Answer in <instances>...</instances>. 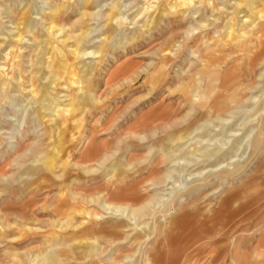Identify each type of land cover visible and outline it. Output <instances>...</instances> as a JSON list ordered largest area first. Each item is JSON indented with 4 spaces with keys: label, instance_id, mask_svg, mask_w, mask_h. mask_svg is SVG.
<instances>
[{
    "label": "rangeland",
    "instance_id": "rangeland-1",
    "mask_svg": "<svg viewBox=\"0 0 264 264\" xmlns=\"http://www.w3.org/2000/svg\"><path fill=\"white\" fill-rule=\"evenodd\" d=\"M263 69L264 0H0V264H264Z\"/></svg>",
    "mask_w": 264,
    "mask_h": 264
},
{
    "label": "bare ground",
    "instance_id": "bare-ground-1",
    "mask_svg": "<svg viewBox=\"0 0 264 264\" xmlns=\"http://www.w3.org/2000/svg\"><path fill=\"white\" fill-rule=\"evenodd\" d=\"M239 2V1H238ZM85 3V2H84ZM241 4H242V2H241ZM58 6V5H57ZM58 12V11H57ZM236 12V11H235ZM59 13V12H58ZM110 14H111V12H110ZM260 15V14H259ZM111 16V15H110ZM261 16V15H260ZM112 17V16H111ZM110 19V18H109ZM110 20H113V21H116V17L114 18V16L112 17V19H110ZM236 21V20H235ZM239 23V22H238ZM260 23V22H259ZM109 24V23H108ZM237 26V25H236ZM57 26H52L51 27V29L49 28L48 29V33H49V35L51 36V37H55L56 38V35L53 33V31H54V29L56 28ZM18 32L16 33V36L14 37V40H15V42H16V44H17V47L16 48H19V49H21L20 48V45H22L23 43H25V42H27V41H29V40H27V34L29 33V34H31L32 35V37H33V40L34 41H36V33H35V30H32V27L30 26V24L29 23H27V22H25V26L22 28L21 26H19L18 25ZM230 29V28H229ZM257 30V29H256ZM248 31V30H247ZM251 31V30H250ZM252 32H254V30L252 31ZM257 41V40H256ZM65 41H63V43H64ZM256 44V43H255ZM56 45V44H55ZM88 46V45H87ZM262 46V45H261ZM82 49V48H81ZM256 51H258V50H256ZM71 52H72V55L77 59V58H79L80 56H90L92 53H93V55H99L101 52H94L93 50L92 51H90V50H88V48L87 49H82V50H78V49H75V48H71ZM8 53V52H7ZM258 53V52H257ZM14 54H17V51L15 52V47H13V49L9 52V54L7 55V67L8 68H10L11 67V63L14 61V59H13V56H14ZM50 55V54H49ZM48 56V55H47ZM98 57V56H97ZM205 57V56H204ZM206 57H208V56H206ZM254 58H255V63L256 62H258V61H260L261 60V55L258 53V54H256L255 56H254ZM18 59V58H17ZM209 60V59H208ZM57 63H58V58H57V55L55 54V52L54 53H52L51 54V56H50V58H48V67L50 68V71L51 72H54L55 70H57V67H56V65H57ZM62 65H66L67 64V61L65 60V56H64V54H62ZM13 66H17V64L16 63H14V65ZM223 67V66H222ZM79 68V67H78ZM62 70H65V68H62ZM258 70V69H257ZM262 70V69H261ZM264 70V69H263ZM78 71V70H77ZM252 71L254 72V73H257L256 72V69H255V67H253L252 68ZM47 73V72H46ZM81 74V72L80 71H78V72H73L72 74H71V83L72 84H76L77 82V78H78V76ZM7 75L9 76L10 75V72L8 71L7 72ZM1 77H3V75L1 74L0 75ZM58 81H59V79L61 78V74H58ZM259 78L262 80H264V71H262V73L259 75ZM79 79V78H78ZM81 79V78H80ZM262 80V81H263ZM3 81V80H2ZM9 81V80H8ZM57 84V86H58V82L56 83ZM78 84V83H77ZM57 86H55V87H57ZM65 86V85H64ZM53 88L54 89V91L56 90V88ZM262 87V89H261V92H262V100H261V102H260V104L257 106V108H256V111H255V113H254V116H255V122H254V127H253V131L252 132H254V134L256 135V133H257V131H259V134H258V138H257V141L255 142V144L254 145H252L253 144V140L251 141V146L255 149V150H257V151H259V150H261V146L263 145V142H264V139H263V135H264V125L262 124V122H261V117H262V115H263V113H264V83H263V86H261ZM80 90H82V89H80ZM51 91V90H50ZM53 91V92H54ZM52 92V93H53ZM59 93V92H58ZM201 93V92H200ZM33 94H35V91H33ZM57 94V93H56ZM203 94V96H201V104H202V106H207L208 105V101H209V93L208 92H206V91H203L202 93H201V95ZM31 97V96H30ZM87 98V100H88V97H86ZM86 98H84V101L86 102ZM235 101H236V98L235 99H230V102H222V103H220V104H218L217 105V107H212L209 111H208V113L210 114V115H214V116H216V117H219V118H221V119H223V120H225L223 117H224V114L225 113H227L228 111V106H231L232 104H234L235 103ZM212 103V102H211ZM69 105V104H68ZM67 105V106H68ZM87 105V103H85V105L84 106H86ZM75 107V106H74ZM78 108V107H77ZM79 109V108H78ZM68 111H71V110H68ZM67 111V112H68ZM60 113L61 112H56L55 113V115H53V116H50V120L51 121H49V122H53V123H55V122H58V121H60ZM213 117V116H212ZM211 117V118H212ZM222 120V121H223ZM250 121H252V120H250ZM252 126V125H251ZM245 129V128H244ZM199 130V129H198ZM249 140V139H248ZM247 140V141H248ZM222 151H223V149H221ZM197 152H199V150H197ZM196 152H194V154H195ZM208 154H210V153H208ZM205 155V154H204ZM203 155V156H204ZM207 155V154H206ZM196 156V155H195ZM248 162V161H247ZM107 206V205H106ZM110 210H112V209H110ZM119 212V211H118ZM114 213V212H113ZM97 219V218H96Z\"/></svg>",
    "mask_w": 264,
    "mask_h": 264
}]
</instances>
